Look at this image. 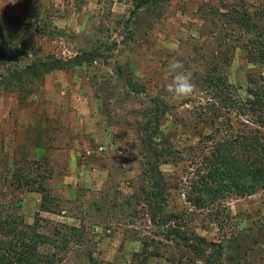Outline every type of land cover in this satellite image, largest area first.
Masks as SVG:
<instances>
[{"label":"rangeland","instance_id":"374dc122","mask_svg":"<svg viewBox=\"0 0 264 264\" xmlns=\"http://www.w3.org/2000/svg\"><path fill=\"white\" fill-rule=\"evenodd\" d=\"M246 5L259 12L264 0H168L138 12L133 0H0V24L22 39L17 58L62 66L22 93L0 89V213L37 220L44 233L83 226L84 242L63 264H264V189L201 208L189 201L211 148L204 135L237 120L217 115L208 80L222 76L243 96L264 77V59L247 52L251 34L238 39L231 18ZM177 60L195 85L187 97L166 90ZM148 135L175 150L159 164L164 210L193 246L167 240L150 219ZM43 189L55 199L49 212L40 210Z\"/></svg>","mask_w":264,"mask_h":264},{"label":"trees","instance_id":"16d2710c","mask_svg":"<svg viewBox=\"0 0 264 264\" xmlns=\"http://www.w3.org/2000/svg\"><path fill=\"white\" fill-rule=\"evenodd\" d=\"M167 1L133 0V12ZM246 6H241L233 12L231 18L243 29L238 39L244 33L251 34L248 40L251 45L247 52L253 58L263 60L264 27L260 26V15H264V7L259 12L256 10L258 8L255 12H251L250 7ZM21 41L20 35L11 33V29L4 28V25L0 24V89L17 88L16 90L22 93L23 86L27 83L42 79L52 70L62 68L51 61H45L43 56L30 59L27 52L22 55L23 57L17 58V55L24 51L20 47ZM252 47L254 51L251 50ZM73 63L66 61L69 67L73 66ZM75 64L81 65L82 62ZM119 73L122 71L120 70ZM123 80L132 92H142V88L130 79ZM207 83L214 90L215 102L220 106L217 115L221 116L231 111L236 115L237 120L231 122L226 118L228 122L221 121L216 125L212 123L213 131L204 135L205 139H209L210 152L203 156L201 175H198L190 186L192 196L189 201L197 208L216 203L232 194L252 195L264 189V77L250 79L243 96L235 95L222 76L217 79L210 78ZM157 121L154 125L155 130L158 129ZM148 137L149 149L154 158H151L148 164L151 161L155 162L154 164L151 162L147 175L151 185V191H147L150 194L149 205L152 206L150 219L156 225L164 227V236L167 240L173 238L187 246H193L190 243L191 237L182 234L177 227L180 221L176 216L169 217L164 210L167 199L160 181L159 164L164 160L162 158L165 155L169 154L168 158H171L175 150L158 149L155 147L153 136L148 135ZM43 190L40 210L49 212L50 203L54 198L45 189ZM6 212L5 215L0 213V264H63L74 244L84 242L81 235L83 226L59 223L51 233H44L39 230L37 220L34 224H28L13 213ZM192 236L200 245L215 246V243H207L200 235ZM146 244L147 242L143 241L144 247ZM215 250L214 248L213 251Z\"/></svg>","mask_w":264,"mask_h":264},{"label":"clouds","instance_id":"9594fccd","mask_svg":"<svg viewBox=\"0 0 264 264\" xmlns=\"http://www.w3.org/2000/svg\"><path fill=\"white\" fill-rule=\"evenodd\" d=\"M167 71L171 76V81L167 84L166 90L173 98L187 97L193 93L195 85L191 74L184 69L181 61L177 60L170 63Z\"/></svg>","mask_w":264,"mask_h":264}]
</instances>
